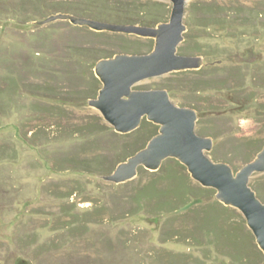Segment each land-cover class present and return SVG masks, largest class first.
<instances>
[{"label": "rangeland", "instance_id": "1", "mask_svg": "<svg viewBox=\"0 0 264 264\" xmlns=\"http://www.w3.org/2000/svg\"><path fill=\"white\" fill-rule=\"evenodd\" d=\"M209 4L216 16L206 20ZM171 6L0 0V264H264L242 213L230 206L218 217L209 204L213 187L181 206L172 193L150 194L171 188V179L143 170L125 184L101 177L157 128L144 119L131 132L115 131L88 104L102 84L94 66L148 52L154 38L69 19L34 22L61 12L155 26L168 21ZM183 22L177 52L200 55L203 72L166 73L133 88L171 83L170 99L195 109L198 133L212 138L207 155L237 171L264 144V0H186ZM249 185L264 201V172ZM169 203L177 209L169 212Z\"/></svg>", "mask_w": 264, "mask_h": 264}, {"label": "water", "instance_id": "2", "mask_svg": "<svg viewBox=\"0 0 264 264\" xmlns=\"http://www.w3.org/2000/svg\"><path fill=\"white\" fill-rule=\"evenodd\" d=\"M170 1L172 6L168 21L155 26L114 23L61 12L34 22L69 19L74 24L87 25L95 30L154 38L153 47L148 52L117 53L99 59L94 66L95 75L102 84L96 97L88 99V104L115 131L131 132L144 119L159 125L158 132L143 148L101 177L114 183L125 182L141 175L139 166L157 170L164 159L174 157L186 166L192 179L202 186L213 187L216 199L242 213L264 253V201L249 185V178L254 172H264V144L253 159L234 171L228 163L215 161L207 155L213 140L198 133V113L195 109L175 104L166 88H133L142 79L184 69H198L202 64L200 55L177 52L186 30L183 22L186 0Z\"/></svg>", "mask_w": 264, "mask_h": 264}, {"label": "trees", "instance_id": "3", "mask_svg": "<svg viewBox=\"0 0 264 264\" xmlns=\"http://www.w3.org/2000/svg\"><path fill=\"white\" fill-rule=\"evenodd\" d=\"M213 6L214 5H212V4L208 5V11H206L204 14V18L206 20H209L210 18H214L216 16L215 15L216 11L214 9H211V8H213ZM224 17L225 16L223 15V16H220V18H218V19L222 20V19H224ZM207 22H209V21H205L202 23L204 25ZM181 49H183V47H181ZM201 72H203L202 67H200L198 69H184V70L174 71L172 73L175 75L192 76V75L200 74ZM164 87H166L167 90L170 92L173 90V87H172L171 83H169V82H166L164 84ZM199 87H200V85L198 86V89H199ZM198 89H196V90H198ZM142 125H143V123L140 124L137 128H139ZM153 126H155L157 128V130L153 131V133L150 134L151 135L150 138L158 132L159 125L154 123ZM262 146H263V144L261 145V147ZM261 147L259 149H261ZM135 152L136 151L130 152L128 154V156L132 155ZM120 161H123V159H121ZM139 169L151 173L152 175H154L155 178L161 177V178H165L168 180L171 179L172 181L175 182V184H173L172 187L167 189V190H165V189L162 190L159 188L158 189H151L152 185L149 184V186H151L150 187L151 193L148 192L147 190H145L143 193L144 196H146L149 193L152 194L153 196H157V195L166 194L167 192H169V193H172V195L180 197V200L177 202V203H179V205H181V206L185 205L186 206L194 198L198 199L200 197V195L204 194L207 191L209 192V191L213 190L212 187L202 186L201 184L198 185V183H194L193 179L191 178L190 174L188 173V171L186 169V166L174 157H168V158L164 159L162 161L160 167L157 170H148V169L144 168L143 166H139L138 170ZM127 182H129V180L122 182V183H119V184H125ZM139 194H140V196L142 195L141 192ZM209 204L214 206L218 210V215H217L218 217L221 216L223 213H227L231 210V207L229 205L223 204L218 199H213V201H211ZM169 205H170V208H172L173 203H169ZM176 209H177V207H175V208L173 207L172 209H170V210L168 209V210L170 212V211H173ZM249 232L251 234V237H253L254 235L250 229H249ZM256 246L259 249V252H262L261 249L258 247L257 243H256Z\"/></svg>", "mask_w": 264, "mask_h": 264}]
</instances>
